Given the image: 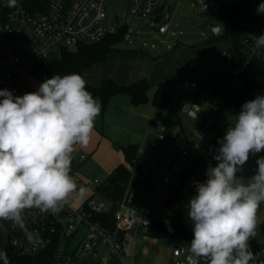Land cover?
I'll use <instances>...</instances> for the list:
<instances>
[{
  "label": "clouds",
  "instance_id": "1",
  "mask_svg": "<svg viewBox=\"0 0 264 264\" xmlns=\"http://www.w3.org/2000/svg\"><path fill=\"white\" fill-rule=\"evenodd\" d=\"M15 3L9 0L10 6ZM257 13L264 14V2ZM252 38L257 51L264 49V34ZM100 113L101 103L78 73L52 75L20 96L0 89V219L20 223L27 209L56 213L69 202L78 190L71 175L73 153L89 145ZM261 152L264 95H257L227 127L213 156L217 163L208 166L205 182L196 184L189 200L190 251L206 264L253 260L249 241L264 204V156L247 182L237 173Z\"/></svg>",
  "mask_w": 264,
  "mask_h": 264
},
{
  "label": "built area",
  "instance_id": "2",
  "mask_svg": "<svg viewBox=\"0 0 264 264\" xmlns=\"http://www.w3.org/2000/svg\"><path fill=\"white\" fill-rule=\"evenodd\" d=\"M0 1L7 3L3 7L2 26L10 39V61L13 67L11 70L6 69L0 77V89H8L15 96L21 95L19 85L23 73H28L33 67L52 57H58L64 50H74L78 45H95L110 34L106 27L108 0H51L43 11L10 6L9 0ZM193 1L203 13L209 10L204 0ZM164 2L165 0H128L126 17L129 24L139 21L141 26L144 22H150L157 36H166L170 25L163 21ZM257 7L250 10L248 20L242 24L246 30V53L250 57L258 52L252 36L264 34V14H258ZM145 47L144 44L142 48ZM153 47L154 45L151 46ZM218 57L224 62L230 60V56L225 52H221ZM242 68L235 67L231 74L237 77ZM202 98L208 101L211 97L207 92ZM202 102L199 100L192 105H179L181 114L190 118L200 117L201 120L187 135L186 146L161 178L160 185L156 186L152 182L148 199L162 204L169 198L173 188H180L181 198L188 197L190 200L196 195V184L205 182L208 166L217 163L213 156L230 125L217 122L222 110L220 103L209 101L210 110L204 113L201 110ZM151 132L161 139L164 132L162 124L155 122ZM197 133L202 134V139H199ZM85 159L84 155L72 159L71 166L81 164ZM148 161L145 156H141L137 161L142 178L151 175ZM72 176L78 190L83 188L91 194L81 205H75L73 193L69 202L56 213L31 208L24 211L22 222L7 220L8 243L18 255L34 257L52 248L55 264H68L75 255H82L94 261L97 258V248L105 247L110 255L121 256L128 245L127 237L134 238L140 229H147L150 225L146 208H133L132 193H129L114 214V231L109 232L95 220L96 216L108 209L106 202L95 197V191L101 182ZM181 207L188 216L189 202ZM258 228L259 224L256 230ZM255 238L256 234L250 241ZM72 242H76L74 247H71ZM172 257L173 264H199L197 257L180 247L172 250ZM258 263L264 264V245H259L254 251L251 264Z\"/></svg>",
  "mask_w": 264,
  "mask_h": 264
},
{
  "label": "trees",
  "instance_id": "3",
  "mask_svg": "<svg viewBox=\"0 0 264 264\" xmlns=\"http://www.w3.org/2000/svg\"><path fill=\"white\" fill-rule=\"evenodd\" d=\"M51 0H24L16 2L15 6L23 7L30 11H43ZM221 4V0H218ZM262 0H230L229 5H220V17L222 21L221 31L217 36L208 38V43H222L225 46V53L230 56L226 60L227 71L207 78L197 97L209 93L208 101H216L221 104L222 109L230 113H239L241 106L257 95H264V49L250 57L246 53L247 47L244 44L246 30L242 27L243 22L248 20L250 10L258 6ZM3 16V14H1ZM122 40V30L117 35H108L101 42L95 45H78L74 50H64L58 57H52L40 63L28 71V75L40 83L52 75H66L83 72L96 64L106 61L108 55L118 52L117 45ZM243 67L237 77L231 74L235 67ZM165 83L154 87L151 105L161 110L171 103L166 92ZM152 86L146 80H139L130 85H119L111 79L101 81L97 86L87 83V90L93 97H97L101 103V110L104 111L109 100L116 95H127L133 106L146 104L148 92ZM213 98V100H212ZM199 101V100H198ZM123 154L127 166L116 167L95 191V197L108 205L105 213L96 216L95 220L109 232L115 229L114 214L119 205L126 199L135 186L140 183L144 187L152 188V182L147 178H140V171L135 162L137 147L128 145L123 148ZM264 156V152L253 155L243 166L237 175L245 182L255 174L256 160ZM162 207L171 213L176 221L172 224H164L160 218L150 220L146 229L147 236L152 239H171L182 242L190 251L192 231H189L182 223L181 211V189L173 188L169 198L162 204ZM261 241L256 238L249 242V250L254 254L259 245H264V220L259 223L258 228ZM123 237V235H120ZM7 246L0 254V264H55L53 249L48 248L45 252L34 256L25 257L18 255L9 245L6 236ZM199 264H206L203 258L197 257Z\"/></svg>",
  "mask_w": 264,
  "mask_h": 264
},
{
  "label": "crops",
  "instance_id": "4",
  "mask_svg": "<svg viewBox=\"0 0 264 264\" xmlns=\"http://www.w3.org/2000/svg\"><path fill=\"white\" fill-rule=\"evenodd\" d=\"M167 11L169 10L163 9L162 15L164 14L165 16ZM1 14L3 13L0 12V19L3 21ZM177 45V43L173 45L170 44L167 49L175 48ZM207 46H213L212 48H214V50H212V55L207 53V51H202V54L205 56L204 61L208 60L209 62L208 68L204 71V76L208 78L210 76L225 73L227 71L226 64L221 59V61L218 62L215 52L216 50L224 52V45L216 42ZM142 52L144 51L138 50L129 52L127 55H121L120 51L111 53L108 55L106 61L93 66L96 68L95 70L100 72L97 79L91 77V74L89 75V69L88 71H84L82 76L88 84L93 86L99 85L101 81L106 79H111L119 85H130L139 80H146L152 88L161 83L167 84L168 79L165 75L159 74L157 76H150L149 64H152L155 71L159 61H152L150 58L144 57L141 55L144 54ZM9 54V46L0 44V77L7 69L6 58ZM122 57H128L132 63L129 64L128 67L121 65L116 66L115 68L117 69L111 67L110 73L105 74L106 64L116 58ZM137 62L142 64L141 68L137 67ZM85 72L88 73L86 74ZM23 74L35 80L30 77L28 73ZM21 82H23V75ZM152 97L153 94L151 97L148 96L149 101L140 106H133L129 97L124 94L116 95L109 100L104 111L101 110L100 115L95 120V130L89 145L84 148L77 147L74 152L76 156H74L73 159H77L81 155L86 157L83 163L76 164L78 166H85L86 168L83 179L102 182L119 165L127 166L122 150L128 145H135L137 147L135 155L136 165L139 158L143 156L144 151H147L148 163L151 168V175L147 178L148 180L152 177H157L159 172H162V178L165 176L166 173L164 174L160 169L162 163H164L166 170H168L176 156L186 146L187 135L197 127L201 119L200 117L190 118L181 114L178 107H174L176 100L175 103H173V100L169 105L158 110L151 105ZM94 98L99 101L97 97ZM194 103L196 102L193 100L190 105ZM155 122L161 123L164 129L161 139L151 132V127ZM168 134L171 138H174V135L176 136L179 149H176L174 152L165 151L156 154V151H153L156 147L151 145L154 144L156 146L161 144ZM138 153H140V156H138ZM143 188L145 189L146 187L143 186ZM84 191L85 198L77 195L75 196L74 200L76 206L81 205L91 196L89 191ZM188 201L189 199L187 197V203ZM182 205L181 198V206ZM257 216L259 224L264 220V212L257 213ZM0 220L2 222L0 230L2 236L6 240L7 220ZM127 240V248L121 256L110 255L105 247H98L96 260L92 261L82 255H75L68 264H173L172 250L176 247L187 250L186 246L177 244L171 239L156 240L149 238L146 229H140L134 238L128 236Z\"/></svg>",
  "mask_w": 264,
  "mask_h": 264
},
{
  "label": "rangeland",
  "instance_id": "5",
  "mask_svg": "<svg viewBox=\"0 0 264 264\" xmlns=\"http://www.w3.org/2000/svg\"><path fill=\"white\" fill-rule=\"evenodd\" d=\"M23 1L24 0H16V2ZM204 1L209 6V10L206 13H203L198 4L193 0H165L164 9L169 11L166 12L163 21L165 23H169L170 30L166 36H157V33H155L154 27L150 22H144L138 28L130 27L129 20L126 17L128 0H108L106 4V27L110 35H117L122 30V40L117 45V49L121 52V55H127L129 52L140 50L144 51L142 53L145 55L141 54L144 57L146 56L152 61H159L155 71L152 64H149V72H151L150 76H157L161 74L167 77L168 83L166 85V92L171 102L176 100V104L174 105L175 108L182 104L190 105L193 100L195 102L202 100L201 110L202 112L207 113L211 107L210 102L202 97L198 98L197 94L202 89L204 82L207 81V78L204 76V71H206L209 66L208 60L204 61L205 56L202 53L207 51V53L212 55V50H214V48H212L213 46H207L211 45L207 42L210 37V33L202 29L201 25L203 22L207 21L221 27L222 21L219 12L220 5L222 4L227 6L229 5L230 0H221V4L218 0ZM6 4L7 3L0 1V9L5 7ZM212 17L215 18L213 19ZM179 32H181V35H179ZM174 43H177L178 45L175 48L167 49L170 44L173 45ZM0 44H6L8 46L10 44V39L3 30L1 19ZM144 44L146 47L142 48ZM152 45H154L153 48H151ZM215 52L217 54V60L220 62L221 60L218 56L221 52H219V50H216ZM131 63L132 62L128 57L116 58L106 64L105 74L110 73L111 67L115 68L119 65L128 67ZM136 65L138 68L142 67L140 62H137ZM6 66L7 69L10 70L13 68L10 61V54L6 58ZM95 69L96 68L94 67L91 68V70L89 69V75L91 74V77L97 79L100 72ZM85 73L87 74L88 72ZM39 85V81L33 80L26 74H23V82L19 85L20 94L23 95L27 92L36 91ZM153 92L154 88L150 90L148 96L151 97ZM236 115L237 113H230L225 109H222L219 113L218 124L232 125L235 122ZM151 146L156 147L153 150L156 151V154L165 151L174 152L176 149H179L176 136L174 135V138H171L169 134L165 137L161 144L156 146L152 144ZM74 156L76 155L73 153V157ZM138 156H140V153H138ZM143 156H148L147 151H144ZM161 166L162 167H160V169L165 174L167 170L164 163H162ZM85 169V166L73 164L71 166V174L80 178L82 177L81 179H83L84 173L86 172ZM162 176V172H159L157 177H152L149 180L153 182L154 185L159 186ZM140 178L142 179V177ZM84 180L86 179L84 178ZM143 189L142 183L133 188L131 206L140 210L146 208L147 219L149 220L160 218L164 224L174 223L176 221L175 217L164 209L158 202L148 198L146 199L143 195ZM84 193L85 191L80 193L78 190L73 197L75 199V196L77 195L85 198ZM182 203H187V197H182ZM259 212H264V204H261L258 210V213ZM1 223L2 222L0 220V226ZM181 223L189 231H192L190 219L183 211ZM256 239L259 242L261 241L258 229L256 230ZM175 242L177 244H181L182 246H186L182 242ZM75 245L76 242L71 243V247H74ZM6 246V240L2 236L0 230V254L5 251Z\"/></svg>",
  "mask_w": 264,
  "mask_h": 264
},
{
  "label": "water",
  "instance_id": "6",
  "mask_svg": "<svg viewBox=\"0 0 264 264\" xmlns=\"http://www.w3.org/2000/svg\"><path fill=\"white\" fill-rule=\"evenodd\" d=\"M0 12L3 13L4 12V8H2ZM139 24H140L139 21H133V22H130L129 25L132 28H137L139 26ZM201 27H202V29L208 31L210 33V35H212V36H217L218 33L221 31V27L220 26L211 24V23H209L207 21L203 22ZM143 195H144V197L146 199L149 198V196L151 195V189L149 187H146L143 190Z\"/></svg>",
  "mask_w": 264,
  "mask_h": 264
}]
</instances>
